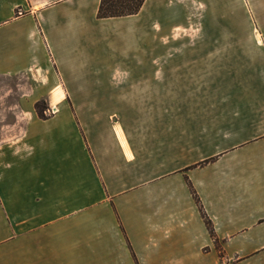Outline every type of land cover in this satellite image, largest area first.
I'll return each mask as SVG.
<instances>
[{"label": "crops", "instance_id": "crops-1", "mask_svg": "<svg viewBox=\"0 0 264 264\" xmlns=\"http://www.w3.org/2000/svg\"><path fill=\"white\" fill-rule=\"evenodd\" d=\"M173 1L0 0V264H264V56L221 97L185 50L108 48L111 29L189 40Z\"/></svg>", "mask_w": 264, "mask_h": 264}, {"label": "rangeland", "instance_id": "rangeland-1", "mask_svg": "<svg viewBox=\"0 0 264 264\" xmlns=\"http://www.w3.org/2000/svg\"><path fill=\"white\" fill-rule=\"evenodd\" d=\"M173 4V32L190 34L189 40H155L151 35H142L139 39L118 31L114 34L111 29L108 46L111 54H124L125 63H132L133 59H146L140 55L155 48L185 50L184 56L179 55L175 63L189 66L187 75L190 76V83L205 82L204 93L200 88L201 91L194 89L196 94L221 97L233 95V65L239 67L251 64L254 71L262 65L264 0H174ZM108 64H117V60L110 56ZM183 84L174 80L175 96L182 95ZM40 102L45 108L44 115L52 113V108H48L44 99ZM125 107L129 109L134 106ZM4 123L0 122L1 128ZM2 140H6V137L0 136Z\"/></svg>", "mask_w": 264, "mask_h": 264}, {"label": "trees", "instance_id": "trees-1", "mask_svg": "<svg viewBox=\"0 0 264 264\" xmlns=\"http://www.w3.org/2000/svg\"><path fill=\"white\" fill-rule=\"evenodd\" d=\"M144 2L145 0H100L99 8L97 11V17L98 18H108V17H117V16H126V15L136 14L139 12ZM35 108L40 117L42 118L45 117L43 113V110L45 108L41 106L40 101L35 103ZM190 187H191L192 194L200 207V211L205 220L207 228L209 229V232L213 236L215 242H217V238L215 237L211 221L205 215L200 205V200L197 194L195 193L191 185Z\"/></svg>", "mask_w": 264, "mask_h": 264}]
</instances>
